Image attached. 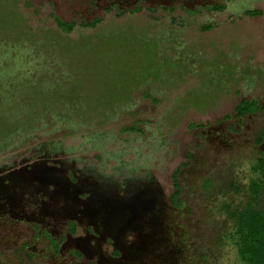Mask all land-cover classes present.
Here are the masks:
<instances>
[{
  "label": "rangeland",
  "instance_id": "rangeland-1",
  "mask_svg": "<svg viewBox=\"0 0 264 264\" xmlns=\"http://www.w3.org/2000/svg\"><path fill=\"white\" fill-rule=\"evenodd\" d=\"M251 98L264 0H0V264H241L226 208L264 213Z\"/></svg>",
  "mask_w": 264,
  "mask_h": 264
},
{
  "label": "trees",
  "instance_id": "trees-1",
  "mask_svg": "<svg viewBox=\"0 0 264 264\" xmlns=\"http://www.w3.org/2000/svg\"><path fill=\"white\" fill-rule=\"evenodd\" d=\"M163 9L174 10V7L160 6ZM208 10H221L224 8L223 3H217L216 5H207L205 6ZM149 10H154L153 8H148ZM141 7H136L135 10L131 11H140ZM201 7L187 10L189 13H194L200 11ZM125 11L119 10L118 14H124ZM246 15L256 16L260 15V10H247ZM56 26L63 30L66 33L71 32L76 26V19L70 21H65L60 17L53 15ZM101 21V18H95L91 21L81 20L79 25L81 27L94 28ZM212 24L203 25V30H209ZM114 92L115 89H113ZM113 94V92H112ZM264 111V102L260 103L259 100L255 98L251 99H241L234 106V117L242 118L245 115L254 114L257 112ZM14 125V123H12ZM3 125V124H1ZM193 125V124H192ZM9 127L6 125L0 126V133H6L10 131ZM125 131H138L141 129L137 125H130L124 127ZM264 138V131H262L257 138V142L260 143ZM180 167H176L173 172V186L175 191L172 193V201L175 204L178 196L180 194V186L177 180ZM253 170L258 174V180H252L249 185L251 193L256 196L258 195L260 189L264 188V156L257 158L256 166H253ZM226 212L229 217L234 222V227L230 236V241L234 245L237 251L238 258L241 264H264V213L261 209L255 206L254 200H249L248 203L242 210L231 211L229 208H226ZM70 230L74 232V224L71 223ZM54 246H57L56 243H53Z\"/></svg>",
  "mask_w": 264,
  "mask_h": 264
}]
</instances>
